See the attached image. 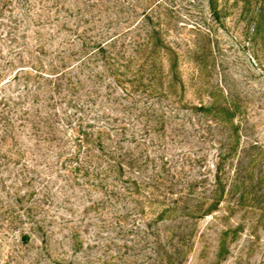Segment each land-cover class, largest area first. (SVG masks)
<instances>
[{
    "label": "rangeland",
    "instance_id": "obj_1",
    "mask_svg": "<svg viewBox=\"0 0 264 264\" xmlns=\"http://www.w3.org/2000/svg\"><path fill=\"white\" fill-rule=\"evenodd\" d=\"M81 10L91 22L81 29L162 28L178 53L185 89L178 84L161 104L183 122L171 120L164 141H145L147 156L168 162L167 199L149 204L145 191L118 201L77 180L67 162L50 159L36 171L19 153L31 143L20 110L40 86L48 97L45 74L68 55ZM227 101L234 126L229 115L217 116L222 127L211 124ZM201 103L218 110L206 119L193 109ZM204 192L220 198L219 208L187 218L186 197ZM182 197L175 213L160 215L159 202ZM0 264H264V0H0Z\"/></svg>",
    "mask_w": 264,
    "mask_h": 264
},
{
    "label": "trees",
    "instance_id": "obj_2",
    "mask_svg": "<svg viewBox=\"0 0 264 264\" xmlns=\"http://www.w3.org/2000/svg\"><path fill=\"white\" fill-rule=\"evenodd\" d=\"M88 16L86 11L76 24L78 34H74L69 44L68 55L61 59L59 66L53 65L50 73L45 74L47 100L41 99L43 88L40 86L36 89L33 106L20 110L22 122L30 125L31 147L23 146L19 153L21 157L31 155L36 171L52 164L50 159L60 164L67 162L64 169L77 180L86 178V186L100 189L102 193L109 190L110 196L118 201L132 195L140 196L145 191L149 204L161 197L167 199V195L173 194L166 169L168 162L164 157L159 158L161 165L158 159L147 156L145 141L147 138L153 143L164 141L175 130L171 120L183 122L180 112L167 110L161 104L166 97H176L174 90L178 84L182 91L185 89L178 53L163 38L162 28L147 32L143 29L144 34L139 35H134L136 29L120 33L111 32L112 29L100 31L96 25L92 29H81L80 24L91 23ZM143 16L145 21H152V15L144 13ZM165 61L170 62L167 71ZM154 98L156 101L151 100ZM176 103L180 108L190 104L180 105V100ZM193 109L207 119L208 113L212 114L216 108L214 104L201 103L193 105ZM217 112L211 124L222 127L223 122L217 116L229 115L234 126V110L228 101ZM10 132L5 127L2 147L7 145ZM236 134L240 138L238 131ZM149 162L155 167L150 176L143 178ZM238 173H241L240 168ZM216 177L214 188L220 185V178ZM186 199L183 209L188 210L189 219L206 218L216 212L221 203L220 198L205 192ZM173 200L159 202L160 215L175 213L183 197ZM27 241L28 235L22 233V242ZM225 244L223 237L221 248L226 247Z\"/></svg>",
    "mask_w": 264,
    "mask_h": 264
}]
</instances>
